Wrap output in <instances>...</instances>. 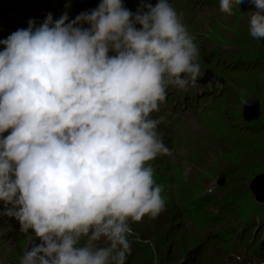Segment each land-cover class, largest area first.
Instances as JSON below:
<instances>
[{"label":"clouds","instance_id":"clouds-1","mask_svg":"<svg viewBox=\"0 0 264 264\" xmlns=\"http://www.w3.org/2000/svg\"><path fill=\"white\" fill-rule=\"evenodd\" d=\"M250 3L259 40L264 0ZM27 23L0 40V215L31 244L21 264H127L132 223L165 209L150 162L170 149L152 114L169 85L197 83L195 37L170 0Z\"/></svg>","mask_w":264,"mask_h":264},{"label":"rangeland","instance_id":"rangeland-1","mask_svg":"<svg viewBox=\"0 0 264 264\" xmlns=\"http://www.w3.org/2000/svg\"><path fill=\"white\" fill-rule=\"evenodd\" d=\"M27 1L33 3V12L42 13L44 9H47L59 16L65 12H68V14L72 13L73 16L77 6L89 0ZM60 1L62 5H67V9L62 10L65 6H59ZM213 1H216V4L218 3L220 6L219 0H212L210 2ZM138 4L139 2L135 3V5ZM181 4L182 2L179 3V5ZM235 7L238 10L232 11L231 14L216 12L207 15L203 10L197 9L196 14L203 18L198 22L193 16L181 14V18L185 24L191 23L189 25L192 27L191 30L198 32L197 34L200 35L201 42L204 43L203 45L207 49H210L209 51L215 48L217 44H220L221 49L226 50L229 48L227 45H232L235 40H240L241 36H245V33L241 32L244 30L249 31L247 13L256 10L255 5L250 3V0H237ZM4 8L11 15L20 12V17L17 19H21L27 15V10L24 11L22 6L14 2V0H5ZM227 42L228 44L226 45ZM228 78L230 82L234 83L230 86V90L234 92V95L230 96V99L223 98L222 102L225 104L226 111L229 114L238 108L243 110L244 101L249 96L254 95L260 102H264V77H250L238 81L230 77ZM240 96L246 97L241 98ZM207 108L209 106L203 108L202 104H200L193 108V111L197 113L204 112ZM190 115L185 113L184 117L187 118L179 119L170 124L166 123L163 126L166 132L169 129L173 131L177 130V136L172 138V140L173 142L179 141L182 157L179 159L181 155L177 156L179 162L176 167L179 165L185 171L182 173L178 168L173 169L170 166L164 192L162 193L165 197V209L157 216H145L142 221L132 223L133 236L129 239L132 241L138 240L137 248L140 249L133 251L135 253H131L130 256L139 257L142 264H198L195 258L199 250V241L189 235V233L195 231L197 225L181 223L178 224L180 230L178 229L177 231L175 228V225L178 223V216L183 214V207L190 205L192 199L190 192H195V189H198V191L208 189L212 184H215L221 173L227 170L226 167L229 166L231 161L233 159L235 161L240 156L243 157L245 167L240 166L238 168L234 166L232 168L233 172L230 171L229 175L240 174L242 180L239 181L241 183L238 184V181H233L224 189L215 190L212 194L213 198L219 196L223 198H235V193L240 196L239 189L243 184L246 191L243 192L241 199L245 200V194L250 192L252 179L264 173V146L258 144H264V141L249 140L247 142L243 138L242 131L232 130L234 126L233 116L229 118L223 114L216 115L217 119L213 120L211 119L212 116L190 118ZM229 129L232 131L227 139L226 137L219 138L222 134L223 136L224 134L228 135ZM10 132L11 130H8L3 135L7 136ZM160 134L162 135V133ZM198 148L202 154L195 153ZM188 153L190 154L188 155ZM174 161V156H167V154L158 155L153 160V162L162 165H170L169 162L174 163ZM236 164L239 165V159ZM203 193L205 191L201 192V194ZM219 207L218 201H211L208 211L217 212ZM239 210L241 211V215L238 214L236 218L235 216L227 218L229 215H222L224 219H227L226 223L235 225V229L242 225V223L245 228L248 226L247 220L243 218L246 215L244 204L239 206ZM220 212L223 213L224 211ZM238 220H241V222L239 223ZM222 222V220L216 221V224L210 226L209 229H221L225 227V224ZM251 223H256L255 225L258 226L257 232H259L260 228H264L263 208H257L256 212L251 216ZM250 234L251 230L247 233L249 239L251 238ZM254 254L250 247L246 248L245 245L238 244L234 245L232 250L225 251L224 261L227 260L228 264H260L258 257L260 254ZM262 255H264V252ZM145 257L148 258L146 259Z\"/></svg>","mask_w":264,"mask_h":264},{"label":"bare ground","instance_id":"bare-ground-1","mask_svg":"<svg viewBox=\"0 0 264 264\" xmlns=\"http://www.w3.org/2000/svg\"><path fill=\"white\" fill-rule=\"evenodd\" d=\"M210 1H212V0H210ZM171 3L173 2V1H170ZM173 4V3H172ZM190 6H191V4L189 3L188 5H187V7H189V9H190ZM174 7H175V9L177 10V12H178V14H180V16H181V14H183L184 16H192L191 15V13L188 11V10H183V9H186V7H178L177 5H175L174 4ZM195 13H196V10H195ZM59 18L60 16L59 15H56V18ZM188 25H191V23H189ZM248 30H244V32L243 33H246ZM195 33H198V32H196L195 31ZM196 36V35H195ZM242 38V37H241ZM240 38V39H241ZM262 39H264V37H262L261 39H256V38H251L250 39V41H252L254 44L255 43H260V40H262ZM201 40V39H200ZM240 41V40H239ZM229 42V41H228ZM228 42L226 43V45L228 44ZM196 44H197V46H198V48H199V52H200V54H202V58L204 59L205 57H207V55L205 54V51H208V52H212L214 55H217L218 57H222V53L221 52H219L218 51V49L221 47V46H219L220 44H217L216 45V47L215 48H213L211 51H209L210 49H207V47L206 46H204L203 44L204 43H200V42H196ZM252 44V43H251ZM225 45V46H226ZM229 48L228 49H226V50H229V49H232L233 48V44L232 45H227ZM250 47H253V46H250ZM240 48H241V46H240ZM224 50V49H223ZM229 53V55L231 56V57H237L238 55H237V52L236 53H234V54H232L230 51L228 52ZM226 57V56H225ZM201 58V55H199V59ZM230 57H227L226 58V60H228V62L230 61ZM243 67V69L244 68H247L245 65H243L242 66ZM239 71H241L242 73H244V71H245V69H244V71H242V70H240L239 69V65H238V63L236 62V63H234V69H232V73H230V74H228V75H230V76H233V75H235V76H237V73H239ZM222 75V74H221ZM227 75V76H228ZM218 97H220V92H218L217 94H216ZM254 184V183H253ZM245 196L246 197H249L250 195H249V193H246L245 194ZM180 223V220H178V224ZM250 229H254L255 230V228L254 227H248L247 228V231H245L246 233H248L249 232V230ZM263 233H264V231H262ZM253 241H255V242H257V244H258V249H261L260 251H261V253H259L260 254V256H262V253L264 252V239H262V242H263V244H260V242L257 240V239H252ZM251 240V241H252ZM146 259L148 258V257H145ZM196 260H198V261H200V258L199 257H196L195 258ZM140 263H141V259H140ZM142 264V263H141Z\"/></svg>","mask_w":264,"mask_h":264},{"label":"water","instance_id":"water-1","mask_svg":"<svg viewBox=\"0 0 264 264\" xmlns=\"http://www.w3.org/2000/svg\"><path fill=\"white\" fill-rule=\"evenodd\" d=\"M98 5L99 3L91 2L88 5L80 6L76 16L79 15L81 12H86L95 9ZM84 27H88V25H84ZM252 188L256 192L258 199L264 201V175H260L256 179V181L252 185Z\"/></svg>","mask_w":264,"mask_h":264}]
</instances>
